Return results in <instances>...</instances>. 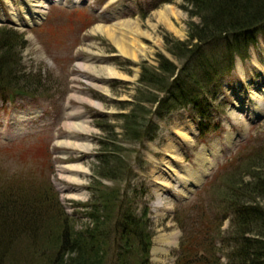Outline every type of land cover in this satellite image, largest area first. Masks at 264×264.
<instances>
[{
    "label": "rangeland",
    "instance_id": "374dc122",
    "mask_svg": "<svg viewBox=\"0 0 264 264\" xmlns=\"http://www.w3.org/2000/svg\"><path fill=\"white\" fill-rule=\"evenodd\" d=\"M39 3L47 5L41 18L34 14ZM155 3L0 0V192H25L28 200L46 203L49 219L56 215L74 219L70 225L79 228L86 223L81 216L89 211L95 196L104 188H115L98 175L106 168L102 160L126 163L134 177L130 184L117 186L129 196L131 212L150 211V264H175L183 239L177 220L190 230L193 226L197 231L201 226L213 227L211 219L221 215L218 199L234 173L239 171L230 184L253 183L249 169L237 168L246 162L264 175V35L259 33L256 47H249V60L238 59L232 72L221 71L216 101L208 92L201 96L212 100L210 105L215 107L208 113L209 123L205 121L210 124L208 134L199 138L201 117L186 106L156 122L152 141L137 143L124 129L122 117L137 111L142 72L160 74L157 68L162 57L179 67L167 45L187 42L193 27L199 25L182 1L153 9ZM99 28L109 30L116 39H133L135 31L138 46H134L140 45L142 53L133 60L122 57L113 39ZM131 31L133 35L127 37ZM109 71L119 78L108 77ZM155 105L138 107L154 112ZM201 105L208 112L207 105ZM80 125L83 130L77 128ZM214 127L216 131H212ZM72 145L88 146L89 150L83 152ZM203 149L208 159L204 169ZM170 150L175 160L170 158ZM77 164L85 170L79 174L80 184L68 181L63 172ZM171 169L188 177L194 171L204 173L198 183L188 187ZM161 179L169 185L161 187ZM256 203L264 209L262 200L256 199ZM19 206L17 203L16 211ZM49 219L37 222L44 227L39 237L52 231L46 246L51 245L59 227L54 222L44 225ZM223 224L220 233L225 236L229 223ZM215 235L220 237L219 232ZM21 244L18 250L29 256V243L21 239Z\"/></svg>",
    "mask_w": 264,
    "mask_h": 264
},
{
    "label": "trees",
    "instance_id": "16d2710c",
    "mask_svg": "<svg viewBox=\"0 0 264 264\" xmlns=\"http://www.w3.org/2000/svg\"><path fill=\"white\" fill-rule=\"evenodd\" d=\"M173 1L156 0L152 8ZM180 1L190 10V18L199 19V25L193 27L187 42L167 45L179 67L162 57L157 68L160 74L148 73L146 69L142 72L138 92L141 99L137 105L156 104V108L151 112L135 106L137 111L122 117L124 129L137 143L151 140L157 121L186 106H191L201 117L197 125L199 138L208 134L211 120L208 113L215 107L210 105L212 100L201 96L208 92L216 101L221 89V71L233 70L238 59L249 60V50L256 47L257 36L264 35V0ZM210 88L214 91L210 92ZM201 103L207 105L208 112ZM216 130L217 127L212 129ZM102 161L106 168L98 175L115 184V188H104L95 196L87 207L89 211L81 216L86 223L79 228L70 225L74 219L58 215L53 217L58 220L49 219L46 203L28 200L25 192H0V264H18V258L21 264H150L153 240L150 211L145 208L140 214L131 212L129 196L117 186L132 181L131 166L121 161ZM243 165L237 169H249L247 173L253 183L230 184L239 171L234 173L218 199L217 210L221 215L213 216V227L201 226L197 231L193 226L190 230L177 220L183 239L176 251L175 264H264V209L256 203V199L264 202V175L254 170L255 166L250 167L251 164ZM143 196L141 191L140 198ZM17 203L20 206L16 211ZM40 219H49L44 225L50 222L59 225L50 246H46V240L52 231L45 236L37 235L44 231L43 225L38 227ZM224 221L229 223V229L222 236ZM21 239L29 243L27 257L18 250Z\"/></svg>",
    "mask_w": 264,
    "mask_h": 264
},
{
    "label": "bare ground",
    "instance_id": "6f19581e",
    "mask_svg": "<svg viewBox=\"0 0 264 264\" xmlns=\"http://www.w3.org/2000/svg\"><path fill=\"white\" fill-rule=\"evenodd\" d=\"M36 7H37V11H36V13H34L35 15H37L38 17H43L45 14H46V7H47V5L45 4V3H39V4H37V5H35ZM168 20V19H167ZM166 20V21H167ZM169 24V23H168ZM170 25V24H169ZM123 28V27H122ZM121 28V29H122ZM128 28V27H127ZM99 29H101V28H99ZM133 29V28H132ZM104 28L103 29H101L100 31H101V33H104V34H106V36H108V38H112L113 40V43L115 44V46H116V50H117V54H119V55H121L122 57H125V58H128V59H135L138 55H140L142 52V50L140 49L141 47H140V45H139V47H135L134 45L137 43L136 42V39L138 38V34L134 31V33L136 34V35H133V30L131 31L132 33H129V35H127V37H131V35H133V39H128V38H125V37H118V39H116V38H113L112 37V35L109 33L110 31L108 30L107 32H106V30H104ZM126 30H128V29H126ZM139 30V29H138ZM96 31H97V29H96ZM128 31H130V30H128ZM137 31V30H136ZM100 33V32H99ZM113 33V32H112ZM120 33H121V31H120ZM123 33V32H122ZM125 33V32H124ZM140 34V33H139ZM117 36V35H116ZM120 36V35H119ZM142 36V35H141ZM140 36V37H141ZM129 40V41H128ZM138 41V40H137ZM141 43V42H140ZM137 46H138V43H137ZM140 49V50H139ZM137 55V56H136ZM108 77H111V78H119V76H117L115 73H113V72H110L109 71V74L107 75ZM262 99V98H261ZM263 102H264V100H263ZM256 110H259V109H257L256 108ZM255 110V111H256ZM260 111V110H259ZM77 128L78 129H81V130H83V125H80V126H77ZM179 133H180V131H179ZM182 133V132H181ZM183 135V137H185V139H188L189 137H187V136H185V134L184 133H182ZM77 144V143H76ZM69 145V144H68ZM73 147H75V148H77V149H80V150H82L83 152L84 151H88L89 150V148H88V146H76V145H72ZM204 150L205 149H203V150H201V156H203V165L201 164V166L203 167V169H204V167H205V163H208V159H207V155L204 153ZM170 152V158H172V159H176V157L174 156V151L173 150H170L169 151ZM207 166V165H206ZM63 170H65V171H63V172H66L67 174H66V179L68 180V181H70V182H72V183H77V184H80L81 183V181H80V175L79 174H85V170L83 169V167L82 166H80V165H69L68 167H65V169H63ZM171 171L173 172V176L178 180V181H182V183L183 182H185V184L188 186V187H191L190 185L191 184H196V183H198L199 182V180H200V177H201V173H204V172H202V171H200V172H196L195 173V171L192 173V176L193 177H188V176H186V174L184 175L183 173H181V172H179V171H176V170H173V169H171ZM158 183H159V185L162 187V186H164V187H167L168 185H169V183H167L164 179H161V181H158ZM166 241V240H165ZM164 241V242H165Z\"/></svg>",
    "mask_w": 264,
    "mask_h": 264
},
{
    "label": "water",
    "instance_id": "95a60500",
    "mask_svg": "<svg viewBox=\"0 0 264 264\" xmlns=\"http://www.w3.org/2000/svg\"><path fill=\"white\" fill-rule=\"evenodd\" d=\"M54 2H55V1H54ZM52 3H53V1H52L51 3L48 2L47 4L51 5Z\"/></svg>",
    "mask_w": 264,
    "mask_h": 264
}]
</instances>
